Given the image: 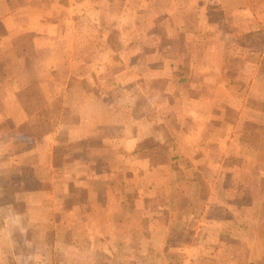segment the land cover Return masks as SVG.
<instances>
[{"label": "crops", "instance_id": "crops-1", "mask_svg": "<svg viewBox=\"0 0 264 264\" xmlns=\"http://www.w3.org/2000/svg\"><path fill=\"white\" fill-rule=\"evenodd\" d=\"M21 2L14 4L11 0H0V23L3 27L0 43L13 42L15 36L30 33L33 47L48 52L49 60L42 63L43 69L38 74H44L40 83L44 86L46 101H43L42 107L49 111L54 109V113L52 117L48 115L50 129L40 136L35 145L22 150L17 158L21 159V167L38 170L39 180L46 176L50 188L38 192L48 191L49 195L44 196L45 202L53 200L57 203L58 220L62 217L61 187L66 185V180H70L74 185L86 188L89 207L78 210L73 205L69 212H82L89 222L86 233L96 234L101 239L105 252L103 264H153L152 251H163L167 243L181 247L203 243L202 247L206 248L213 244L212 240L218 242L215 235L211 236L206 231L198 237V227L174 230L176 212H149L142 202L151 198L158 200L156 192L164 186L162 173L164 175L172 169L170 163L178 152L191 164H186L187 169L221 167V163L214 159L205 163V154L220 148L214 145L212 151H207L206 137L210 135L209 139L216 143L221 136L213 122L219 115L214 110L213 115L205 113L206 107H220L222 90L231 88L226 81L233 82L235 79L231 73H238L236 70L232 72L231 59H242L244 68L251 74L249 86L264 83V0H49L44 5L38 0ZM111 39L121 43V50L104 49L102 43ZM94 41H99L101 46L97 49L91 44L90 48L79 47L82 42L88 45ZM137 42L142 45L153 43L152 50L143 51V54L153 57V63L133 67L137 78H152L151 75L162 78L163 85L158 92L165 93L162 96L166 100L163 105L167 104L172 109L173 104L182 103L181 114L184 116L178 114L174 119L172 116L175 115H171L169 119L161 118L154 122L150 115L157 100V94H153V83L143 87L141 82H134L124 92L115 90L110 97L109 83L113 81L105 79L109 66L102 62L101 65L92 64L91 60L104 59L112 54L117 64H121L120 60L124 64L127 58L142 51L128 49L130 43ZM252 54L258 59L257 65L250 59ZM125 71L126 66L118 68L113 74L115 80L122 81ZM177 73L188 81L178 82L175 79ZM8 78L3 87L2 102L7 109L3 115L17 126L29 118L20 108L22 103L15 94L18 90L15 79L11 82L12 77ZM82 80L84 84L80 82ZM176 89H181V96L174 94ZM261 92L263 96L264 88ZM16 108L20 110L14 113ZM64 111H69L68 117L62 115ZM178 120H182L181 131L179 125L160 130L166 131V134H160L157 129L159 122L169 126ZM60 137L72 145L78 143L84 150L82 160L70 155L69 170L56 163L57 154L53 158V151L60 145ZM91 139H99V145L88 144ZM147 139L165 144V152L169 155L153 161L152 147L142 144ZM4 152L7 149L2 146L1 153ZM93 153L99 158L107 157L100 172L92 166L97 158V155L93 158ZM119 153L125 156V168L134 177L140 178L141 183L147 176L149 182L146 189H153L152 195H144L142 190L137 189L139 193L133 199L134 206L129 212L116 209L117 203L123 202V199L119 191L113 194L107 191L110 183H103L106 188L101 193L92 187V183L98 184L103 172L114 168V155ZM111 154L113 157H110ZM78 165L81 167L78 168ZM134 186L137 187L136 184ZM163 200L172 201L168 198ZM56 214L49 213L54 222ZM122 214H125L129 224H112V219ZM144 218L147 221L145 226L140 224ZM205 218L209 219L207 215ZM215 220V215L209 219ZM9 224L0 215V251L12 248L10 235L19 231H13ZM139 248L144 249V253L151 252L150 255H137ZM118 249L120 253H116ZM38 261L41 264H56L55 260Z\"/></svg>", "mask_w": 264, "mask_h": 264}, {"label": "rangeland", "instance_id": "rangeland-1", "mask_svg": "<svg viewBox=\"0 0 264 264\" xmlns=\"http://www.w3.org/2000/svg\"><path fill=\"white\" fill-rule=\"evenodd\" d=\"M4 1L6 0H2ZM38 1H41L43 5L49 3V0ZM11 2L22 3L21 0H11ZM106 28L113 31L110 26ZM2 33L3 27L0 23V34ZM81 44L79 47L83 49L90 48V44L96 49L101 46L99 41L88 45L84 42ZM102 45L107 51H118L122 48L121 43L113 39ZM129 46H131L129 50L142 49V51L127 58L124 64L122 60H120V65L117 64L112 54L104 59L91 60L92 64L101 65L102 62L103 65L109 66L106 68L105 79L109 82L113 81L109 83L110 97L113 96L115 90L119 89L124 92L125 88L133 85L134 82H141L143 87L145 84L149 86V83H153V94H157V100L150 115L154 122L156 123L161 118L169 119L171 115H175L172 116L174 119L178 114L184 116L181 114L180 105L182 103L173 104L172 109L167 104L163 105L166 100L162 96H165V93L158 92L163 85L162 78L157 79L153 75H151L152 78H137L138 74L133 67L153 63L152 56L146 55L147 53L143 54V51L153 49V43L142 45L137 42L130 43ZM47 54V51H38L33 47L30 33L15 36L13 42L0 43V153L2 146L7 149V152L0 154V215L6 218L13 231L19 230L10 235L12 248L7 249L8 251H0V264H41L38 260L43 261V259L55 260L56 264H103L105 252L101 246V239L96 234L86 233L89 222L82 212H69L73 205L78 210H85L89 207L86 188L80 184L74 185V182L70 180L65 181L66 185L61 187L62 217L60 220L62 223L60 224L57 215L59 212L55 209L57 203L55 204L53 200L45 202L44 196L49 195L48 191L38 192L40 189L49 190L50 185L45 180L46 176H42V180H39L40 172L36 169L21 167V159L17 158L22 150L35 145L40 136L50 129L47 119L49 114L50 117L53 116L54 109L49 111L42 107L43 101H46L43 96L45 89L40 83L44 74H38L43 69L42 63L49 60ZM249 56L257 65L256 56L253 54ZM241 60L231 59L232 72L236 70L238 73L234 75L231 73L235 79L233 82L226 81L231 88L222 90V105L216 108L206 107L205 111L211 115L214 110L215 114L219 115L216 121H212L221 133L216 143L209 139L210 135L206 137L207 151H212L214 145L220 148L217 147L219 150L216 148V151L211 154L210 152L205 154V163L214 159L218 164L221 163V167L210 169L208 166H203V168L187 169L186 164H191L178 152L173 162L170 163L172 169L164 175L162 173L163 179L165 177L164 186L161 190L158 188L156 192L158 200L151 198L142 202L144 209H148L149 212L162 211L165 213L166 210L176 212L174 230L179 227H198L200 228L198 237L202 235V231H206L207 234L211 233V236L215 235L219 241L212 240L213 244L206 248L202 247L203 243H194L191 247L190 245L181 247L171 242L167 243L163 251H152L154 252L153 264L264 263V92L263 96L261 92L264 83L257 82L249 86L251 74L247 72V68H244ZM122 66H126L124 77L122 81L115 80L113 74ZM180 75L181 73L175 75L178 82L188 81V78L179 77ZM9 76L12 77L11 82L15 79L18 87L15 94L23 104L20 108L29 118L28 121L17 126H14L3 115V112L7 110L2 102L3 87L4 82L9 80ZM258 76L261 77V74ZM80 82L85 83L83 80ZM235 86H238V89H235ZM147 92L150 93L152 90H147ZM173 92L180 96L182 93L181 89ZM211 92L208 91V93ZM228 100L231 101V106ZM17 110L20 109L16 108L13 112ZM62 115L68 117L69 111H64ZM212 121L210 126L213 124ZM162 123L165 124V122H159L157 126L160 134L167 133L160 130L171 129L173 126L179 125L180 131L181 128L183 129L182 120L171 123L169 126H164ZM60 138V145L53 151V158L57 154L56 163L62 169L69 170V159L75 156L78 160H82L84 150L78 143L72 145L63 137ZM99 143V139L88 140V144L94 147ZM142 144L145 145L144 147H152L151 156L155 162L169 155L165 152V144H161L158 140L147 139ZM88 157L90 159V156ZM94 157L96 161L92 166L100 172L107 157L105 155L99 158L98 154L93 153ZM110 157H113V154ZM114 157L115 161L112 162L114 168L106 173L103 172L98 184L92 183V187L101 193L106 188L103 183H110L107 191L112 194L119 191L123 199V202L117 203L116 209L119 212H129L134 206L133 199L139 193L137 189L142 190L144 195H152L150 193H153V189L150 190L151 192L146 189V183L149 182L147 176L145 182L141 183L140 178L137 177V180L131 171L125 168L127 165L123 154L119 153ZM135 184L137 187L134 186ZM141 185L144 187L142 188ZM163 198L172 199V201L167 202ZM52 212L57 213L55 222L49 215ZM124 215L115 216L112 224L127 226L129 223ZM205 215L209 219L215 215L216 220L209 221ZM140 224L147 225L146 218ZM173 238L176 240L177 236L174 235ZM138 251L136 254L141 257L148 253H144L145 250L141 248ZM116 253H120V250L118 249Z\"/></svg>", "mask_w": 264, "mask_h": 264}]
</instances>
